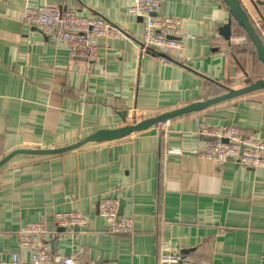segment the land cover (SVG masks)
<instances>
[{
    "label": "crops",
    "instance_id": "crops-1",
    "mask_svg": "<svg viewBox=\"0 0 264 264\" xmlns=\"http://www.w3.org/2000/svg\"><path fill=\"white\" fill-rule=\"evenodd\" d=\"M242 3L251 20H264V4ZM130 4L0 0V160L70 146L264 79L237 26L229 39L221 34L230 21L223 0H162L156 16L183 20L184 36L193 37L183 38L181 58L142 52L145 23L129 14ZM41 5L77 9L125 35L98 40L94 61L71 58L67 44L23 22L27 6ZM204 125H233L264 140V90L123 139L11 158L0 167V262L15 253L30 259L18 235L38 223L51 233L54 254L77 252L84 263L159 264L169 253L194 264H264V168L199 158ZM105 198L123 202L132 233L108 232L99 212ZM64 212L86 216L88 226L60 229L56 215Z\"/></svg>",
    "mask_w": 264,
    "mask_h": 264
},
{
    "label": "built area",
    "instance_id": "built-area-1",
    "mask_svg": "<svg viewBox=\"0 0 264 264\" xmlns=\"http://www.w3.org/2000/svg\"><path fill=\"white\" fill-rule=\"evenodd\" d=\"M128 1L131 3L127 9L129 14L141 18L145 23V35L140 42L142 52H159L169 56L177 53L181 58L183 38H193L191 35L184 36L183 20L157 17L156 13L162 0ZM240 1L243 2V0ZM250 1L254 4H264V0ZM252 21L264 39V20ZM23 22L40 30L52 40L67 44L71 58L87 61L96 59L98 40L119 39L125 35L121 29L109 21L86 16L74 8L27 6L23 12ZM213 127L198 129L200 135L216 140L213 143L203 144L200 158L217 164L232 162L244 168H264L263 139L243 136L237 126ZM168 154H180V150L170 148ZM119 208V200L115 198H105L99 202V212L108 223V232L130 234L133 232V220L127 216H120ZM56 223L60 229L71 230L73 227H87L89 220L79 213L64 212L56 215ZM50 235L45 224L32 223L21 228L18 235L20 246L29 252L30 259H22L15 253L8 261H2L0 264H91L84 263L77 252L67 255L54 254L50 246ZM159 264L194 263L181 256L164 253L160 257Z\"/></svg>",
    "mask_w": 264,
    "mask_h": 264
},
{
    "label": "water",
    "instance_id": "water-1",
    "mask_svg": "<svg viewBox=\"0 0 264 264\" xmlns=\"http://www.w3.org/2000/svg\"><path fill=\"white\" fill-rule=\"evenodd\" d=\"M223 2L226 6L228 13L230 14V21L228 22L227 25L221 28L220 30L221 34L226 39H229L231 36L233 23L235 22L247 33L248 37L250 38V40L252 41L255 47L258 60L264 66V39L255 28V25L253 24V21L251 20V17L246 11V9L244 8L242 2L240 0H223ZM258 90H264V79L252 82L248 86L241 88L239 90H230L227 94L206 101L193 103L184 108L166 112L153 118H149L141 121L135 119L130 124L125 123V126L123 127L110 129V130H99L70 146L57 148V149H47V150H33V149L16 150L5 156L2 160H0V167H2L6 162H8L14 156L20 154L57 155L79 149L89 143H100V142L123 139L131 136L132 134L139 133L142 131H147L148 129H150L155 125H162L166 123L168 120L174 119L176 117H180L195 112H200L214 105L221 104L223 102L256 92ZM122 115L124 116V122H126V113ZM122 206H123V202L121 203V207L119 211L120 216L124 215Z\"/></svg>",
    "mask_w": 264,
    "mask_h": 264
},
{
    "label": "rangeland",
    "instance_id": "rangeland-1",
    "mask_svg": "<svg viewBox=\"0 0 264 264\" xmlns=\"http://www.w3.org/2000/svg\"><path fill=\"white\" fill-rule=\"evenodd\" d=\"M35 28V27H34ZM97 44H98V42H97ZM211 126V127H210ZM213 126H224V127H234L233 125H204V126H201V127H199V128H202L203 127V129L204 128H214ZM198 128V129H199ZM239 128V127H238ZM240 129V128H239ZM241 130V129H240ZM197 133H198V130H197ZM199 134V133H198ZM241 134L243 135V136H248V135H246L245 133H243L242 131H241ZM200 135V134H199ZM200 136H202L203 138H205V143H207V142H211V143H213V142H215L216 140L215 139H212L211 137H206V136H203V135H200ZM201 151V150H200ZM199 154H200V152L198 153V157H199ZM200 158V157H199ZM202 159V158H201ZM239 166V165H238ZM253 169H255V168H253Z\"/></svg>",
    "mask_w": 264,
    "mask_h": 264
},
{
    "label": "trees",
    "instance_id": "trees-1",
    "mask_svg": "<svg viewBox=\"0 0 264 264\" xmlns=\"http://www.w3.org/2000/svg\"><path fill=\"white\" fill-rule=\"evenodd\" d=\"M234 24L237 26V30L239 33H237L238 35L240 34L241 36L245 37L247 40H248V43L251 45V47L254 49L255 53H256V50H255V47L252 43V41L250 40V38L248 37L247 33L240 27L238 26L235 22ZM233 24V25H234ZM256 57H257V54H256ZM258 59V58H257Z\"/></svg>",
    "mask_w": 264,
    "mask_h": 264
}]
</instances>
